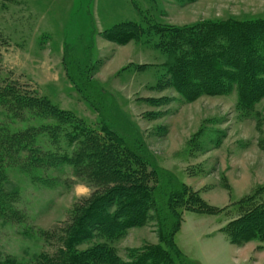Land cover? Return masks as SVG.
<instances>
[{
	"label": "rangeland",
	"instance_id": "obj_1",
	"mask_svg": "<svg viewBox=\"0 0 264 264\" xmlns=\"http://www.w3.org/2000/svg\"><path fill=\"white\" fill-rule=\"evenodd\" d=\"M232 21L263 22L264 0H0L1 76L99 131L98 113L76 91L63 64L64 42L82 36L84 45L92 42L87 77L107 107L106 126L121 134L122 119L131 125L159 169L218 211L183 212L174 236L180 251L199 264H264L263 233L235 246L220 232L239 216L237 204L246 197L264 204V85L247 105L236 88L184 102L170 87H158L167 58L157 49L159 37L152 29ZM130 22L141 30L136 40L122 46L108 41ZM71 54L80 66V47ZM8 171L7 191L19 192L15 208L23 219L17 224L0 216V264L14 258L33 263L34 255L53 253L74 207L98 190L68 165L44 173L55 179L49 186L31 182L13 167ZM82 181L91 194L76 199L71 187ZM93 231L88 230L93 235L79 252L104 244L127 261L131 250L162 246L155 222L112 240Z\"/></svg>",
	"mask_w": 264,
	"mask_h": 264
},
{
	"label": "trees",
	"instance_id": "obj_2",
	"mask_svg": "<svg viewBox=\"0 0 264 264\" xmlns=\"http://www.w3.org/2000/svg\"><path fill=\"white\" fill-rule=\"evenodd\" d=\"M153 30L159 37L157 49L167 58L158 87H170L184 102L221 95L229 88H236L240 102L246 105L259 96L257 88L264 85V21L208 22L193 28ZM140 34V28L130 22L123 23L117 35L106 38L122 46ZM87 43L84 45L83 36L74 43L64 42L63 64L76 91L98 113L99 131L0 74V216L17 224L23 219L15 208L19 192L7 191L8 168L33 183L49 186L55 179L44 173L68 165L75 176H85L98 192L80 202L81 207H74L53 253L36 254L33 263L27 264H199L180 251L174 236L183 212L218 211L159 169L131 125L122 119V135L106 126L110 124L107 107L96 84L87 77L92 42ZM79 47L83 55L80 66L71 54ZM244 201L237 204L239 216L220 229L235 246L254 241L257 232L264 237V204L251 195ZM150 222L158 226L162 246L131 250L127 261H121L104 244L77 250L93 235L89 229L112 240ZM2 264L24 263L14 258Z\"/></svg>",
	"mask_w": 264,
	"mask_h": 264
},
{
	"label": "clouds",
	"instance_id": "obj_3",
	"mask_svg": "<svg viewBox=\"0 0 264 264\" xmlns=\"http://www.w3.org/2000/svg\"><path fill=\"white\" fill-rule=\"evenodd\" d=\"M71 179L78 180L79 178L73 176ZM72 196L76 199L87 198L91 194V188L86 181L74 183L71 187Z\"/></svg>",
	"mask_w": 264,
	"mask_h": 264
},
{
	"label": "crops",
	"instance_id": "obj_4",
	"mask_svg": "<svg viewBox=\"0 0 264 264\" xmlns=\"http://www.w3.org/2000/svg\"><path fill=\"white\" fill-rule=\"evenodd\" d=\"M228 242H229V241H228ZM229 244H230V242H229ZM230 245H231V244H230ZM233 247H234V246H233ZM236 251H237V250H236ZM236 251H235V252H236ZM237 252H239V251H237Z\"/></svg>",
	"mask_w": 264,
	"mask_h": 264
}]
</instances>
